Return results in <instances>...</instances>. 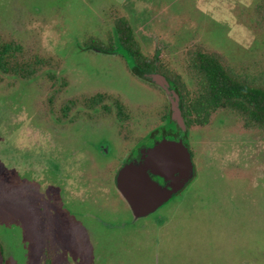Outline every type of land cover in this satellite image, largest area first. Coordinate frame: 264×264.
<instances>
[{
    "label": "rangeland",
    "instance_id": "374dc122",
    "mask_svg": "<svg viewBox=\"0 0 264 264\" xmlns=\"http://www.w3.org/2000/svg\"><path fill=\"white\" fill-rule=\"evenodd\" d=\"M116 13L190 89L198 49L264 74V0H0V42L48 61L29 79L0 72V264H264V129L227 109L190 126L195 175L165 204L134 218L117 191L127 156L175 127L124 50L84 47L113 35ZM99 92L112 111L89 116Z\"/></svg>",
    "mask_w": 264,
    "mask_h": 264
},
{
    "label": "trees",
    "instance_id": "16d2710c",
    "mask_svg": "<svg viewBox=\"0 0 264 264\" xmlns=\"http://www.w3.org/2000/svg\"><path fill=\"white\" fill-rule=\"evenodd\" d=\"M113 31L107 41L98 37L88 38L84 47L112 53L117 44L131 58V71L135 76L151 82L142 74L160 72L171 80L179 94L187 129L192 125L208 123L212 113L220 108L238 115L247 127L264 129V74L251 77L237 72L225 63L220 53L198 49L191 55L189 63V70L196 80L194 88L190 89L179 75L172 77L162 68L158 48L151 56L141 48L130 20L123 13L113 15ZM20 53L21 45L18 42H0V72L29 79L48 65V61L37 54L22 57ZM106 96L103 92L87 96L84 111L87 113L89 110L88 115L94 116L95 106L102 105V111L110 113L112 106L104 103ZM68 107L69 102H66L63 110ZM116 109L120 117L124 108L117 103ZM44 264H53L52 259L46 257Z\"/></svg>",
    "mask_w": 264,
    "mask_h": 264
},
{
    "label": "water",
    "instance_id": "95a60500",
    "mask_svg": "<svg viewBox=\"0 0 264 264\" xmlns=\"http://www.w3.org/2000/svg\"><path fill=\"white\" fill-rule=\"evenodd\" d=\"M142 77L160 86L170 103L171 118L181 130H186L180 99L166 77L157 72H145ZM109 146L100 145L106 153ZM157 175L163 183L154 180ZM195 175V165L189 146L180 137H162L151 146H140L136 157L124 162L115 173V186L126 201L134 218L144 217L182 190Z\"/></svg>",
    "mask_w": 264,
    "mask_h": 264
},
{
    "label": "flooded vegetation",
    "instance_id": "af4514ba",
    "mask_svg": "<svg viewBox=\"0 0 264 264\" xmlns=\"http://www.w3.org/2000/svg\"><path fill=\"white\" fill-rule=\"evenodd\" d=\"M157 73H160V72H157ZM162 74V73H161ZM167 79V78H166ZM168 80V83H169V85L174 89V87L172 86V81L171 80H169V79H167ZM156 85V84H155ZM158 86V85H157ZM160 87V86H159ZM161 88V87H160ZM162 89V88H161ZM163 90V89H162ZM164 91V90H163ZM179 95V94H178ZM168 99V98H167ZM180 99V98H179ZM163 111V113H165L164 115H167L168 114V118H169V122L171 121L173 124H174V127L175 128H173V127H169V128H167V129H165L164 131H163V133H162V135H161V137H167V138H169V139H179L180 137L183 139V141L187 144V145H189L188 144V142H187V136H188V130L189 129H187V127H186V130L185 131H183V130H181V128L179 127V125H178V123L176 122V121H174L172 118H171V109H170V103H169V101H168V113H167V111H165V109L163 108L162 109ZM182 117H183V115H182ZM183 121H184V119H183ZM168 133L171 135V137L169 136L168 137ZM185 133H186V136H185ZM155 139V138H154ZM154 139H152L153 141L152 142H150L151 144H147L146 146H151L152 144H153V142L155 141ZM101 145V144H100ZM143 145V144H142ZM142 145H140V146H142ZM139 146V147H140ZM139 147L136 149L137 151H138V149H139ZM98 148L100 149V146H98ZM137 154H138V152H137ZM136 154V155H137ZM136 155L135 154H133V153H131V154H129L128 156H127V158L125 159V161L124 162H126V161H129L130 159H132V158H134V157H136ZM123 162V163H124ZM153 179L154 180H157V181H159V183H163V179L160 177V176H157V175H154L153 176ZM114 184H115V181H114ZM117 189V188H116ZM118 191V190H117ZM182 190H180L179 192H181ZM119 192V191H118ZM178 192V193H179ZM178 193H176V194H178ZM175 194V195H176ZM121 195V194H120ZM174 195V196H175ZM173 196V197H174ZM171 199V198H170ZM169 199V200H170ZM168 200V201H169ZM166 203V202H165ZM164 203V204H165ZM162 206V205H161Z\"/></svg>",
    "mask_w": 264,
    "mask_h": 264
}]
</instances>
